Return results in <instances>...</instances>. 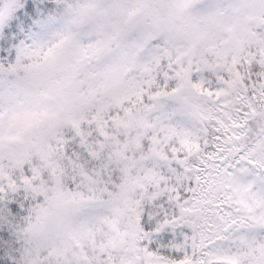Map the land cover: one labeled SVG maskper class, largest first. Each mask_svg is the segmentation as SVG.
<instances>
[{
    "label": "snow or ice",
    "instance_id": "1",
    "mask_svg": "<svg viewBox=\"0 0 264 264\" xmlns=\"http://www.w3.org/2000/svg\"><path fill=\"white\" fill-rule=\"evenodd\" d=\"M0 264H264V0H0Z\"/></svg>",
    "mask_w": 264,
    "mask_h": 264
}]
</instances>
